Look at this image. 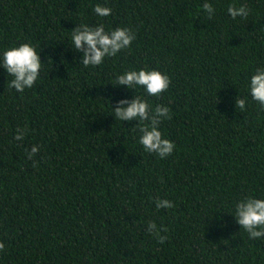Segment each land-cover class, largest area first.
Listing matches in <instances>:
<instances>
[{"label":"trees","instance_id":"1","mask_svg":"<svg viewBox=\"0 0 264 264\" xmlns=\"http://www.w3.org/2000/svg\"><path fill=\"white\" fill-rule=\"evenodd\" d=\"M207 2L210 20L205 0H0V54L28 43L42 63L22 93L0 67V264H264V237L249 239L233 217L238 201L264 199V109L248 88L264 68V0ZM81 24L135 39L84 67L71 41ZM141 69L166 74L168 89L116 86ZM134 96L170 109L159 126L175 145L167 158L139 144L142 122L115 118Z\"/></svg>","mask_w":264,"mask_h":264},{"label":"clouds","instance_id":"2","mask_svg":"<svg viewBox=\"0 0 264 264\" xmlns=\"http://www.w3.org/2000/svg\"><path fill=\"white\" fill-rule=\"evenodd\" d=\"M202 9L210 20L215 12L213 5L205 0ZM93 11L100 17H107L111 14L110 8L99 4L94 6ZM227 12L232 19L237 17L246 19L249 14V10L243 5L240 7L229 5ZM71 32V41L75 51L83 53L80 64L84 67L102 64L105 57L116 56L118 52L128 48L135 39V33L130 28H116L111 32H106L103 24L96 27L81 24L73 28ZM41 64L38 53L28 43L9 48L0 54V67L5 69L7 74L14 77L9 86L21 93L26 88L30 89L36 82ZM169 84L170 78L157 70L141 69L116 76V86L122 85L127 89L142 87L149 96H159L168 89ZM248 88L251 98L264 109V68L256 69L250 78ZM245 105L244 98H235V108L239 107L243 112ZM113 110L115 118L120 121L142 122L139 127L138 142L146 152L155 153L161 159L167 158L173 153L174 143L163 138L162 133L159 131L162 120L171 118L168 107L156 105L154 109H150L146 100L134 96L131 100L121 99L117 101V106ZM25 132L26 129L18 127L13 137L14 140H22ZM38 151V147L33 146L27 153V158L31 160ZM174 206L167 199H157L155 201L157 209H170ZM234 212L235 222L247 232L249 239L264 237V199L252 197L242 199L235 204ZM146 231L155 234L157 242L160 244H163L167 239L166 235L157 234L158 229L154 222H148ZM159 231L167 232V229L161 227ZM4 248L5 245L0 242V251H3Z\"/></svg>","mask_w":264,"mask_h":264}]
</instances>
